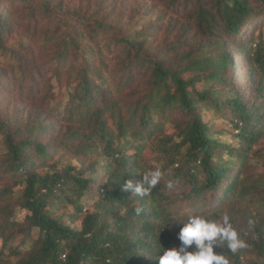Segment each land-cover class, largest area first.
<instances>
[{
  "label": "trees",
  "instance_id": "obj_1",
  "mask_svg": "<svg viewBox=\"0 0 264 264\" xmlns=\"http://www.w3.org/2000/svg\"><path fill=\"white\" fill-rule=\"evenodd\" d=\"M171 3L178 7L196 3L191 17L206 41L174 57L160 56L151 50L148 32L125 36L119 29L97 22L90 35L113 32L114 46L125 54L116 59L112 71L101 50H86L74 38L73 46L60 43L56 51L59 71L66 67L79 73L66 106L77 126L57 141L47 142L44 137L50 126H12L0 118V183L4 184L0 203L11 204L16 199L26 210L21 222L11 220L13 206L2 209L6 217L0 225L4 240L0 264H159L163 249L179 246L178 233L190 216L219 221L227 213L224 208L236 207L237 200L252 188L264 191L257 184L246 185L243 176L264 133V37L253 33L238 39L252 22L263 19L264 0ZM11 27L10 18L0 12V42ZM228 41L238 43L237 50H244V57L249 58L256 97L252 102L237 91L228 76L232 66ZM175 44V49L183 45L181 39ZM10 52L14 56L10 78L3 72L5 67L0 68L2 90L8 95L27 86L37 90L40 67L25 58L26 54ZM71 52L77 63H68ZM97 58L99 67L94 66ZM138 79L145 80L146 93L135 104L123 107L116 94ZM211 111L224 121L229 119L226 128L232 125L233 129L226 130L239 138L237 145L217 136L225 129L219 128L216 119L211 122ZM163 117L177 122L179 133L166 134ZM153 135L151 149L162 164L160 182L144 197L124 192L128 180L135 186L142 180L139 173L148 171L147 163L139 158ZM71 146L83 156L78 163L65 161L64 155L56 160L61 150ZM101 155L105 172L97 179L95 167ZM260 184L264 186V182ZM15 186L23 187L17 197ZM88 200H93L94 209L84 214ZM183 202L188 211L181 207ZM259 212L254 217L237 209L228 214L233 227L260 258L250 264H264V205ZM249 220L254 222L252 227ZM76 222L81 227L73 225ZM9 227L15 230L9 232ZM11 237H15L12 245ZM7 248L10 255L20 258L18 262L7 258ZM215 251L225 255L229 264H243L246 256L244 248L233 254L226 244Z\"/></svg>",
  "mask_w": 264,
  "mask_h": 264
},
{
  "label": "rangeland",
  "instance_id": "obj_2",
  "mask_svg": "<svg viewBox=\"0 0 264 264\" xmlns=\"http://www.w3.org/2000/svg\"><path fill=\"white\" fill-rule=\"evenodd\" d=\"M195 8L196 3L178 7V5H172L171 0H0V12L10 18L12 26L11 31L7 32L0 42V68L5 67L3 72H6L10 78L8 70L14 58L10 51L17 50L23 56L26 54L25 58L33 59L41 69V85L37 86V90L27 86L8 95L2 90V84L0 85V118L10 122L12 126L43 123V125L50 126L45 133L44 140L57 141L58 137L61 138L68 134L70 127L77 126L70 120L71 110H68L66 106L78 82L76 75H79L78 71L65 69L66 67L59 71L55 58L58 55L56 51L60 43L68 42L73 46L72 39L74 38L86 50L91 49L93 52L101 50L105 55L108 68L112 71L117 63L116 59H122L125 54L119 47L114 46L113 32L101 33L96 37L90 35L91 29L97 26V22L103 21L107 28L119 29L125 36H133L142 31L148 32L151 35L149 38L151 50L160 56L180 55L206 41L193 23L191 16ZM253 33L256 37L257 35L264 37V16L262 20L252 22L248 28L244 29L238 39H246L249 34ZM50 38L53 39L50 40ZM178 39H181L183 45L175 49ZM109 46H112L111 50H108ZM237 48L238 43L234 45L231 41L227 42L226 50L232 61L228 76L237 91L252 102L256 97L251 88V75L248 72L249 58L244 57V50H237ZM70 56L72 58L68 60V63L71 60L77 63L78 58H75L74 53ZM100 65L99 59H95L94 66L99 67ZM105 70L107 71V68ZM146 86L144 79H138L134 86L116 94V98L123 107L135 104L146 93ZM202 110L205 112L204 109ZM208 114L212 118L211 122L216 119V123L220 124L219 128L225 129L223 135L217 134V136L219 138L223 136L231 144L237 145L239 138L226 130L233 129L232 125L226 128L229 119L224 121L212 111ZM155 115L157 116V113ZM164 118L165 133L174 136L179 133L176 127L177 122H168ZM148 142L139 160L141 163L146 162V169L152 171L161 168L162 164L156 158L157 154L151 149L155 144L154 135ZM75 145H78V142ZM63 155L65 161L72 163H78L79 159L83 158L82 154L73 151L72 146L67 151L61 150L56 155V160L61 159ZM98 160L99 165L95 167V170L99 174L94 175L97 179L102 178L105 172L104 156L101 155ZM89 174L90 172H87L88 176ZM243 176L249 187L251 184H257L261 187L260 190L264 189V186L260 184L264 182V133L255 146V151L244 169ZM3 185L0 183V187ZM13 189L17 197L23 187L15 186ZM252 189L243 198L237 200V208L227 205L224 208L227 211L226 215L234 209H237L240 214L253 217L255 213L260 214V206L264 205V191L257 192L254 188ZM10 203H0V225L4 223L6 217L2 209L9 206L15 209L11 220L22 222L25 219L26 210L21 209L16 199ZM184 203H181V207L184 211H188L189 206ZM87 209H94L93 200H88L86 203L84 214ZM65 217L67 220L70 219L68 214H65ZM73 225L81 227L78 222ZM6 230L10 232L15 228L9 227ZM14 241L15 237H11L10 245ZM3 243L4 240L0 235V250ZM248 246L247 244L244 248L246 256L243 264H250L260 259ZM10 252L7 248V258L18 262L20 258L10 255Z\"/></svg>",
  "mask_w": 264,
  "mask_h": 264
},
{
  "label": "clouds",
  "instance_id": "obj_3",
  "mask_svg": "<svg viewBox=\"0 0 264 264\" xmlns=\"http://www.w3.org/2000/svg\"><path fill=\"white\" fill-rule=\"evenodd\" d=\"M142 180L135 186L131 180L123 185L124 192L144 197L150 194L162 178L160 169L139 173ZM171 189L173 184L169 182ZM137 214L141 212L136 209ZM181 221V220H175ZM183 222V221H181ZM249 226L254 222L249 220ZM179 246L163 249V255L159 257V264H229V260L222 253H217V247H224L236 254L238 250L247 247L246 241L233 227L228 215H223L219 221H213L203 216H190L178 233Z\"/></svg>",
  "mask_w": 264,
  "mask_h": 264
}]
</instances>
